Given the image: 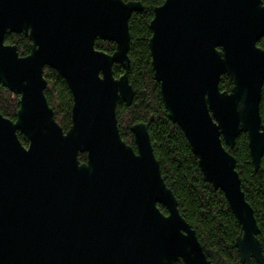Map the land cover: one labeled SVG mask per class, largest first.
I'll list each match as a JSON object with an SVG mask.
<instances>
[{
	"label": "water",
	"instance_id": "1",
	"mask_svg": "<svg viewBox=\"0 0 264 264\" xmlns=\"http://www.w3.org/2000/svg\"><path fill=\"white\" fill-rule=\"evenodd\" d=\"M143 9L124 0H0V82L20 104L15 121L0 113V264H213L163 178L148 125L131 127L136 148L120 134L118 101L130 106L135 95L129 22ZM150 29L169 119L241 227L240 264H264L255 211L227 149L247 134L260 168L263 0H165ZM7 33L28 37L31 53L6 44ZM98 39L115 52L97 50ZM115 64L124 68L119 78ZM46 68L73 95L67 132L45 94ZM223 76L230 90L221 89Z\"/></svg>",
	"mask_w": 264,
	"mask_h": 264
},
{
	"label": "trees",
	"instance_id": "2",
	"mask_svg": "<svg viewBox=\"0 0 264 264\" xmlns=\"http://www.w3.org/2000/svg\"><path fill=\"white\" fill-rule=\"evenodd\" d=\"M124 1H139L144 9L134 13L129 22L131 66L128 75L135 95L130 106L122 99L118 101L120 134L127 144L136 148L131 127L140 122L148 125L163 178L174 192L182 216L196 230L208 259L213 264H240L235 243L241 233V227L224 193L214 189L205 178L198 157L193 153L183 131L169 119L160 84L154 77L149 49V40L152 36L150 23L154 18L155 8L162 5L165 0ZM5 42L16 45L21 56L31 53V41L24 34L7 33ZM258 46L264 49V37ZM96 48L112 55L116 50V44L97 40ZM113 72L114 76L119 78L124 74V68L120 64H115ZM44 76L47 80L45 94L48 103L55 112L57 122L67 132L72 124L73 95L66 81L56 71L46 68ZM232 85L227 76L222 77L220 87L223 91L230 90ZM19 107V96L0 82V113L15 121ZM260 110L264 123V87ZM19 138L28 146L27 137L19 133ZM227 149L237 160L243 191L255 211L261 231L259 239L264 253V156L260 168L256 170L245 133L240 134L233 149L229 147ZM79 158L81 162H86L87 155L81 153ZM160 208L163 213H168L165 207ZM176 264L183 263L180 261ZM253 264L257 263L253 261Z\"/></svg>",
	"mask_w": 264,
	"mask_h": 264
},
{
	"label": "flooded vegetation",
	"instance_id": "3",
	"mask_svg": "<svg viewBox=\"0 0 264 264\" xmlns=\"http://www.w3.org/2000/svg\"><path fill=\"white\" fill-rule=\"evenodd\" d=\"M139 2V1H138ZM165 2V1H164ZM154 16H155V13H154ZM152 37V36H151ZM151 39V38H150ZM98 40H100V39H98ZM103 41V40H102ZM150 41V40H149ZM97 42V41H96ZM95 47H96V44H95ZM97 49V48H96ZM149 49H150V47H149ZM97 50H99V49H97ZM101 51V50H100ZM104 52V51H103ZM150 55H151V51H150ZM24 57V56H23ZM130 58V57H129ZM151 60H152V58H151ZM153 65V64H152ZM131 66V65H130ZM49 69H51V68H49ZM154 69V68H153ZM46 70V69H45ZM51 70H53V69H51ZM55 71V70H54ZM57 72V71H56ZM58 73V72H57ZM155 73V72H154ZM59 74V73H58ZM44 75H45V71H44ZM60 75V74H59ZM154 77H155V75H154ZM46 78V77H45ZM160 84V83H159ZM47 88V87H46ZM160 89H161V87H160ZM162 95V94H161ZM163 98V97H162ZM165 104V103H164ZM166 107V106H165ZM54 111V110H53ZM54 114H55V112H54ZM56 119V118H55ZM57 121V120H56ZM182 262L183 264H184V262L180 259V260H178L177 262H175V264L176 263H178V262Z\"/></svg>",
	"mask_w": 264,
	"mask_h": 264
}]
</instances>
